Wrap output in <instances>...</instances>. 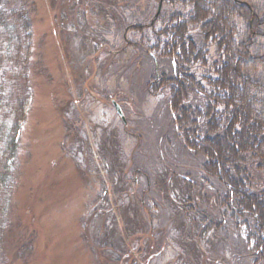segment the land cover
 I'll use <instances>...</instances> for the list:
<instances>
[{"label": "rangeland", "instance_id": "374dc122", "mask_svg": "<svg viewBox=\"0 0 264 264\" xmlns=\"http://www.w3.org/2000/svg\"><path fill=\"white\" fill-rule=\"evenodd\" d=\"M34 1L33 59H42L47 71L30 74L33 95L17 136L14 196L0 192L14 223L3 227L0 264H108L123 250L136 256L146 247L139 257L143 264H253L234 204L226 208L214 198L224 186L202 171L206 157L182 141L169 92H148L149 83L169 73L171 63L153 50L156 31L170 26L160 15L189 13L192 7L178 0L174 6L165 0H111L117 18L110 20L103 12L112 10L104 5L110 0ZM189 17L174 21L181 19L191 29ZM194 28L191 34L200 32ZM216 48L209 46L207 65L190 68L204 85L219 61ZM14 75L17 70L9 68L6 78ZM5 85L13 92L19 87ZM184 103L202 127L205 99L192 94ZM72 125L85 133L84 148L74 145ZM144 173L151 176L150 185ZM126 177L132 183H123ZM98 206L112 213L95 215ZM5 219L0 216V225ZM250 223L256 224L253 218ZM19 226L36 234L28 262L14 252L22 239Z\"/></svg>", "mask_w": 264, "mask_h": 264}, {"label": "trees", "instance_id": "16d2710c", "mask_svg": "<svg viewBox=\"0 0 264 264\" xmlns=\"http://www.w3.org/2000/svg\"><path fill=\"white\" fill-rule=\"evenodd\" d=\"M165 1L174 6L176 0ZM178 1L185 8L191 6L192 10L169 16L159 14L163 23L170 26L156 31L157 45L153 46V50L171 59V63L169 73L156 78L155 73L150 75L155 79L149 83L148 92L152 96L169 92L172 120L181 131L183 143L190 151L206 157L202 171L207 176L218 178L225 189L222 195L214 197L215 200L226 208H230V202L234 204L231 205L234 214L241 219L236 224L245 227L251 243L252 263L264 264V0ZM105 4L112 7V10L103 11L105 15H109L110 20L114 16L117 18L114 2L110 0ZM35 11L34 0H0V192L9 198L14 196L18 179L14 171V168L17 169L19 147L17 136L26 121L33 95L31 75L47 71L42 59H33L31 15ZM185 14L193 15L189 17L194 24L192 28L196 25L200 32L195 31L193 35L190 33L192 28L189 29L190 26L188 28L181 19L174 21V17H184ZM84 19L86 21L87 18L84 16ZM206 19L208 22L204 23ZM123 40L125 45L133 44ZM211 44L217 47L218 52L219 61H215L212 67L217 77L206 76L208 80L204 85L195 73L190 72V68L195 63H209L208 48ZM95 50L97 53L98 48ZM4 53H7L6 57ZM146 54L152 57L148 50ZM9 68L17 70L18 75L6 78ZM8 83L19 87L15 92L13 89L7 91L3 86ZM192 94L205 99V110L200 112L204 124L200 128L194 121V114L190 115L184 106ZM70 132H73L70 137L75 146L79 144L84 148L89 144L81 128L72 125ZM258 151L250 158L254 155L252 152ZM123 180L124 183L133 181L129 177ZM119 206L123 207L120 203ZM0 210V216L6 218L0 225L2 240L3 227H13L14 223L6 212L4 199L0 202ZM94 212L95 215L107 213L110 216L112 210L98 206ZM111 217L116 222V216ZM251 217L256 224L250 223ZM17 228L21 229L18 238L22 239L14 252L28 262L33 256L36 234L29 227ZM111 231L113 236V233L117 234L116 227ZM120 242L125 246L124 237ZM114 244L120 247L119 242ZM146 250L140 248L135 256L128 248L121 255L116 254V258L108 264H123L124 261L126 264H143L139 257L143 258Z\"/></svg>", "mask_w": 264, "mask_h": 264}, {"label": "bare ground", "instance_id": "6f19581e", "mask_svg": "<svg viewBox=\"0 0 264 264\" xmlns=\"http://www.w3.org/2000/svg\"><path fill=\"white\" fill-rule=\"evenodd\" d=\"M192 10V9H191ZM173 65H174V70H175V68H176V65L173 63ZM209 76H211V77H217V74L214 72V70H213V74H211V75H209ZM208 79V78H207ZM145 177H147L148 178V181L146 182V184H148V185H150L151 184V180H150V178H151V176L150 175H147L146 173H144L143 174ZM140 180V179H139ZM139 180L138 181H136V183L137 182H139ZM122 182L124 183V180H122Z\"/></svg>", "mask_w": 264, "mask_h": 264}, {"label": "water", "instance_id": "95a60500", "mask_svg": "<svg viewBox=\"0 0 264 264\" xmlns=\"http://www.w3.org/2000/svg\"><path fill=\"white\" fill-rule=\"evenodd\" d=\"M117 109H118L119 113H121V115H123L121 112V109L118 106H117Z\"/></svg>", "mask_w": 264, "mask_h": 264}]
</instances>
